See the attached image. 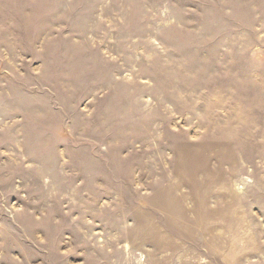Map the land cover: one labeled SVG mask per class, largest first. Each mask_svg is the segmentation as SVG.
Masks as SVG:
<instances>
[{
  "label": "rangeland",
  "instance_id": "1",
  "mask_svg": "<svg viewBox=\"0 0 264 264\" xmlns=\"http://www.w3.org/2000/svg\"><path fill=\"white\" fill-rule=\"evenodd\" d=\"M0 264H264V0H0Z\"/></svg>",
  "mask_w": 264,
  "mask_h": 264
}]
</instances>
